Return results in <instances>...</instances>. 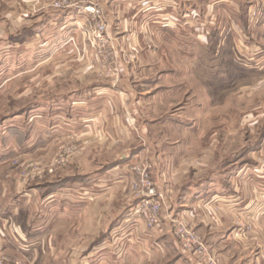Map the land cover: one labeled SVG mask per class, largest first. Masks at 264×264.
I'll return each instance as SVG.
<instances>
[{"label":"rangeland","instance_id":"374dc122","mask_svg":"<svg viewBox=\"0 0 264 264\" xmlns=\"http://www.w3.org/2000/svg\"><path fill=\"white\" fill-rule=\"evenodd\" d=\"M255 2L0 0V264L126 262L164 222L186 250L170 219L199 194L236 207L225 246L264 250Z\"/></svg>","mask_w":264,"mask_h":264},{"label":"crops","instance_id":"0c3cea01","mask_svg":"<svg viewBox=\"0 0 264 264\" xmlns=\"http://www.w3.org/2000/svg\"><path fill=\"white\" fill-rule=\"evenodd\" d=\"M254 1H256V6H253L256 8L253 7V11L256 9L263 13V17H261L256 24H258L259 28L264 29V0ZM247 8L248 9H245L244 6L243 10L245 13H247L248 10V14L250 15L252 8H250L249 5ZM239 9L241 10V4L239 5ZM148 10L149 8L146 9V11ZM192 12L193 9L188 8L184 9V13L182 12V14L191 16ZM186 21H188L189 26L195 22H193L191 17ZM252 22L251 20H248L247 23L244 22L242 24V29L250 27ZM202 197L201 194L195 196L194 199L197 201L187 208L186 212L190 214H187L186 220L189 226H192L193 229L205 239L204 241L207 242L206 244L213 249L211 251L216 255L218 264H264V250H235V248L225 246V244L229 242L228 239H230L231 235L227 237L224 236L223 233L226 234V232H229L230 223L232 221L229 212L232 213V215H236V207L233 206L234 209H232L229 205L224 204L222 202L224 200L221 199L222 195L212 200H207ZM224 211L226 212L222 215ZM182 212H185V210ZM162 222H164V220H162ZM162 225V230L157 229L149 231L148 234L145 233L137 249H129L135 251L128 257V261L119 263L97 262L92 264H203L189 251L183 250V248L182 250L181 248L178 250L177 245L175 247V244L178 243L177 240L174 241L172 239L173 237L167 232L168 230L165 228V222L162 223ZM132 256L133 258L138 256V261H132Z\"/></svg>","mask_w":264,"mask_h":264},{"label":"built area","instance_id":"2783aa9c","mask_svg":"<svg viewBox=\"0 0 264 264\" xmlns=\"http://www.w3.org/2000/svg\"><path fill=\"white\" fill-rule=\"evenodd\" d=\"M254 15L262 14L259 10L253 11ZM142 183H135L134 188L142 192V198L132 211L142 220L147 228H155L161 221V209L163 206L164 195L149 180H141ZM170 224L177 234L184 248L203 264H218L216 255L210 250V247L203 241L202 237L196 233L182 219L172 218Z\"/></svg>","mask_w":264,"mask_h":264}]
</instances>
